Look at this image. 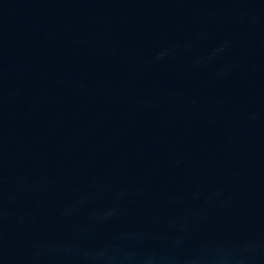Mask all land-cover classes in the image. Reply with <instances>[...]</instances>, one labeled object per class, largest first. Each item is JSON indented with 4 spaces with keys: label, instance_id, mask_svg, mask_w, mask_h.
Segmentation results:
<instances>
[{
    "label": "water",
    "instance_id": "95a60500",
    "mask_svg": "<svg viewBox=\"0 0 264 264\" xmlns=\"http://www.w3.org/2000/svg\"><path fill=\"white\" fill-rule=\"evenodd\" d=\"M0 264H264V0H0Z\"/></svg>",
    "mask_w": 264,
    "mask_h": 264
}]
</instances>
